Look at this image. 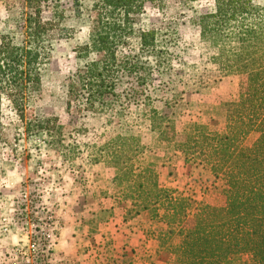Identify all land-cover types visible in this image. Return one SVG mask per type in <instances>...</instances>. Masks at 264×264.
I'll return each mask as SVG.
<instances>
[{
	"label": "rangeland",
	"instance_id": "obj_1",
	"mask_svg": "<svg viewBox=\"0 0 264 264\" xmlns=\"http://www.w3.org/2000/svg\"><path fill=\"white\" fill-rule=\"evenodd\" d=\"M79 2L77 16L72 0H59L68 34L53 43L39 95L25 110L27 121L55 117L61 138L25 135L24 121L2 100L0 264H175L161 239L171 229L160 219L163 209L142 206L162 192L185 198L188 227L191 206L224 205L221 183L177 146L197 132L219 135L223 111L245 90L246 77L220 72L211 62L217 49L200 38L194 22L214 11L213 0L146 1L136 26L171 38L165 66L153 68L154 79L136 97L128 93L133 87H118L122 106L112 111L67 106L68 78L87 61L78 47L87 42L93 15V0ZM19 3L0 0V31L13 22ZM251 3L264 8V0ZM153 112L162 121L154 122ZM116 149L123 155L111 158ZM176 242L173 235L172 248Z\"/></svg>",
	"mask_w": 264,
	"mask_h": 264
},
{
	"label": "trees",
	"instance_id": "obj_2",
	"mask_svg": "<svg viewBox=\"0 0 264 264\" xmlns=\"http://www.w3.org/2000/svg\"><path fill=\"white\" fill-rule=\"evenodd\" d=\"M79 1L72 0L77 16ZM146 1L162 5L163 0H93L87 42L78 47V56L87 61L68 78L67 106L112 111L122 106L118 87H133L128 93L136 97L134 93H143L140 88L151 82L153 68L165 66L169 53L164 47L171 38L162 30L136 26ZM213 1L214 11L198 16L194 23L201 40L217 49L212 64L224 75H245L246 88L224 109L225 126L219 135L209 133L207 139L197 132L177 149L185 158L198 160L221 183L224 205L191 206L188 227L185 198L172 200L169 192H162L142 208L163 209L160 219L171 229L161 239L166 252L175 256V264H264V8L251 0ZM19 4L13 22L0 31V141L3 99L24 121L25 135L44 132L52 140L61 138L55 117L27 121L25 110L39 95L53 43L68 34L62 26L63 10L59 0H20ZM148 100L145 96L143 105L149 106ZM152 116L154 122L162 121L158 113ZM200 137L207 141H199ZM122 155L116 149L111 158ZM173 235L177 242L172 248ZM42 244L44 250L46 243Z\"/></svg>",
	"mask_w": 264,
	"mask_h": 264
},
{
	"label": "built area",
	"instance_id": "obj_3",
	"mask_svg": "<svg viewBox=\"0 0 264 264\" xmlns=\"http://www.w3.org/2000/svg\"><path fill=\"white\" fill-rule=\"evenodd\" d=\"M46 235V234H45ZM47 238V237H46Z\"/></svg>",
	"mask_w": 264,
	"mask_h": 264
}]
</instances>
